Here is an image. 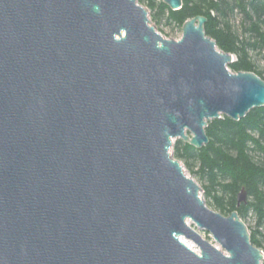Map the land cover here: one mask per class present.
Returning <instances> with one entry per match:
<instances>
[{"label":"water","instance_id":"95a60500","mask_svg":"<svg viewBox=\"0 0 264 264\" xmlns=\"http://www.w3.org/2000/svg\"><path fill=\"white\" fill-rule=\"evenodd\" d=\"M206 20L174 39L138 0H0V264H262L171 150L264 106Z\"/></svg>","mask_w":264,"mask_h":264},{"label":"trees","instance_id":"16d2710c","mask_svg":"<svg viewBox=\"0 0 264 264\" xmlns=\"http://www.w3.org/2000/svg\"><path fill=\"white\" fill-rule=\"evenodd\" d=\"M138 2L146 5L156 26L165 21L181 27L191 17L205 16L206 34L218 48L235 56L231 71H252L264 79L263 69L255 62L259 55L264 59V0H182L177 10L162 0ZM205 131L209 140L201 148L176 139L173 156L200 181L209 207L224 215L237 210L244 222L249 210L254 212L256 227L248 228L250 240L262 250L264 235L258 227L264 223V106L239 120L223 114L211 120ZM241 188L250 199L237 207Z\"/></svg>","mask_w":264,"mask_h":264},{"label":"rangeland","instance_id":"374dc122","mask_svg":"<svg viewBox=\"0 0 264 264\" xmlns=\"http://www.w3.org/2000/svg\"><path fill=\"white\" fill-rule=\"evenodd\" d=\"M142 4V3H140ZM144 5V4H142ZM146 6V5H144ZM239 22V17L235 20V24L237 25ZM154 24V23H153ZM155 25V24H154ZM156 26V25H155ZM156 29L166 38H174V39H178L181 35H182V30L181 27L176 26L175 24H166L165 21H162L161 23H159L156 26ZM255 62L258 65V67L260 69H263L264 71V59L262 58L261 55L257 56L255 58ZM182 163V162H181ZM183 165V163H182ZM184 166V165H183ZM184 169L186 170V172L192 177L194 178V180L201 186L200 181L193 176L189 170L184 166ZM202 195H203V191H202ZM204 197V196H203ZM250 197L247 196V200H249ZM212 208V207H210ZM213 209V208H212ZM191 226H194L193 223H189ZM245 224L247 225L248 228L253 229L256 227V215L254 214V212L252 210H249L247 217L245 219ZM194 228L197 229V227L194 226ZM249 229V230H250ZM258 229L261 231V233L264 235V223H262L261 225H259ZM199 231V233L202 235L203 238L208 239L210 242L215 243L211 234L205 230L202 229H197ZM185 241H187L190 246H192V248L194 249H198V247L196 246V244H194L191 240L185 239ZM263 245H264V241H263ZM263 254H264V247L262 249ZM264 260V258H263ZM262 260V263H263Z\"/></svg>","mask_w":264,"mask_h":264},{"label":"bare ground","instance_id":"6f19581e","mask_svg":"<svg viewBox=\"0 0 264 264\" xmlns=\"http://www.w3.org/2000/svg\"><path fill=\"white\" fill-rule=\"evenodd\" d=\"M188 223H191L190 221H188ZM185 241V240H184ZM185 243L186 244H188L189 246H190V244L187 242V241H185ZM190 247H192V246H190Z\"/></svg>","mask_w":264,"mask_h":264}]
</instances>
